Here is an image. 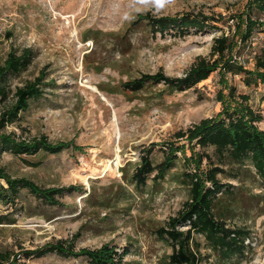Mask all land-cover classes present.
<instances>
[{"label": "rangeland", "instance_id": "rangeland-1", "mask_svg": "<svg viewBox=\"0 0 264 264\" xmlns=\"http://www.w3.org/2000/svg\"><path fill=\"white\" fill-rule=\"evenodd\" d=\"M245 1L165 0L161 6L157 0H0V64L11 47L33 50L26 68L6 82L0 110L13 101L15 87L40 70L50 83L4 130L24 139L44 136L53 143L72 141L81 148L31 155L4 151L0 167L40 187H82L60 196L61 205L47 204L25 188L14 205L1 204L0 251L19 253L60 239L72 240L76 251L114 246L118 253L126 251L121 264H168L172 246L156 229L188 198L186 174L192 166L184 158L203 152L222 167L216 178L231 185L217 194L213 212L226 226L244 227L250 235L242 254L224 256L200 233H193L192 248L202 255V264H264V190L249 159L240 163L225 153L219 157L213 146L191 149L185 137L175 136L219 110L217 73L181 91L169 90L161 82L138 91L122 87L143 73L182 76L200 57H214V38L233 28L228 18L181 35L170 30L152 34L145 21L136 20L140 14L201 12L227 18ZM8 30L11 36L6 38ZM263 45L264 33L257 32L253 47L241 51L238 59L252 68V56ZM228 79L249 95V104L262 117L255 124L264 129L263 84L245 86L240 75ZM168 143L184 145V150L176 151L177 158L163 178H153L154 170L143 184H136L131 176L141 153L150 149L149 159L156 165ZM201 166H207V159ZM23 260L89 264L84 256L56 253Z\"/></svg>", "mask_w": 264, "mask_h": 264}, {"label": "trees", "instance_id": "trees-1", "mask_svg": "<svg viewBox=\"0 0 264 264\" xmlns=\"http://www.w3.org/2000/svg\"><path fill=\"white\" fill-rule=\"evenodd\" d=\"M233 21V28L228 33H221L214 38L211 46L210 59L200 57L182 76H168L162 71L148 74L122 83L124 89L138 91L147 84L163 83L169 90H184L201 80L206 79L212 72L218 75L219 88L215 99L220 103L219 110L200 119L185 131L175 133L176 137H185L187 146L193 149L194 145L205 148L213 146L219 157L225 153L231 160L242 162L249 159L255 173L258 175L264 190V129L255 124L261 120V115L249 104V95L241 93L233 85L228 75H240L245 86H264V45L252 56L253 67L245 65L237 55L252 46V38L257 32L264 33V0H246L242 8L224 18L221 15L211 16L201 12L181 13L179 15L150 16L149 13L140 14L137 21H145L152 34H164L172 31L181 35L189 29L203 30L212 26L214 22ZM6 38L11 31L4 33ZM33 50L30 47H11L0 64V99L6 97L5 84L9 77L18 74L30 63ZM46 73L40 70L33 79L23 85L15 87L13 101L0 110V156L4 151L16 155L35 154L43 151L49 154L58 153L70 148L72 151L81 150L72 141L50 142L46 137H33L31 139L18 138L14 132H6L4 126L19 118L25 111L30 100L40 98L44 88L49 82L45 81ZM264 100V89L262 92ZM163 159L152 165L149 159L150 149L143 151L132 174L136 184H143L147 175L156 170L153 178H163L165 172L172 166L177 158L176 151L184 150V145L175 143L166 144ZM207 159V166L202 168V159ZM192 169L187 172L188 198L175 215L170 216L164 226L156 229V234L167 239L172 250L168 255V264H202V255L193 249V233H200L214 247H217L224 256L245 250V240L250 232L244 227L226 226L225 221L218 218L213 212L214 201L217 194L231 187L228 183H221L216 178L222 172V167L215 164L210 156L201 153H191L184 158ZM0 205L12 206L19 191L27 189L34 196L41 198L50 205H61L59 197L64 193L82 191L79 185L61 187H40L27 177H12L0 167ZM1 220V219H0ZM187 225L185 229L180 226ZM78 234L75 233L74 236ZM197 245V244H196ZM198 246V245H197ZM47 253H56L60 256H84L89 264H121L126 251L118 253L114 246L103 244L100 247L75 250L72 240H56L47 242L34 249L21 250L19 253L0 251V264H27L23 259L29 256L39 257ZM23 258V259H22Z\"/></svg>", "mask_w": 264, "mask_h": 264}, {"label": "bare ground", "instance_id": "bare-ground-1", "mask_svg": "<svg viewBox=\"0 0 264 264\" xmlns=\"http://www.w3.org/2000/svg\"><path fill=\"white\" fill-rule=\"evenodd\" d=\"M90 88H91L92 90L97 91L98 93H100V92L97 90L96 86L91 85ZM100 96H101V98L105 99V97H104V95H103L102 93H100ZM116 158H117V154H116Z\"/></svg>", "mask_w": 264, "mask_h": 264}, {"label": "clouds", "instance_id": "clouds-1", "mask_svg": "<svg viewBox=\"0 0 264 264\" xmlns=\"http://www.w3.org/2000/svg\"><path fill=\"white\" fill-rule=\"evenodd\" d=\"M164 2H165V0H157V4L161 5V6L163 5Z\"/></svg>", "mask_w": 264, "mask_h": 264}]
</instances>
